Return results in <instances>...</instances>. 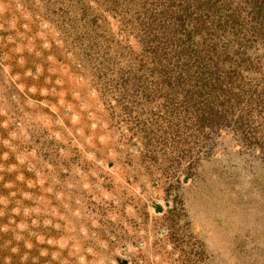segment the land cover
<instances>
[{
  "label": "rangeland",
  "instance_id": "374dc122",
  "mask_svg": "<svg viewBox=\"0 0 264 264\" xmlns=\"http://www.w3.org/2000/svg\"><path fill=\"white\" fill-rule=\"evenodd\" d=\"M0 264H264V0H0Z\"/></svg>",
  "mask_w": 264,
  "mask_h": 264
}]
</instances>
